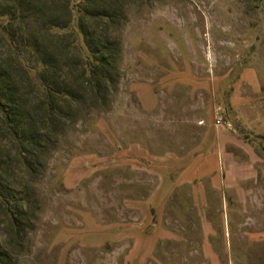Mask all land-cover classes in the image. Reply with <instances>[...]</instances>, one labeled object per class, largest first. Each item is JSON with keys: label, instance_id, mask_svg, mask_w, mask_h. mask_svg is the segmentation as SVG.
Returning <instances> with one entry per match:
<instances>
[{"label": "rangeland", "instance_id": "obj_1", "mask_svg": "<svg viewBox=\"0 0 264 264\" xmlns=\"http://www.w3.org/2000/svg\"><path fill=\"white\" fill-rule=\"evenodd\" d=\"M115 1L121 12L112 37L119 52L99 95L82 90L79 102L63 105L64 117L51 123L43 102L56 96L41 85L23 91L33 103L28 124L34 131L50 126L37 137L42 149L23 155L11 143L4 152L12 161L4 164L11 167L9 183L26 188L34 201L31 228L21 249L9 248V264L202 260L195 252L201 222L187 205L189 189L176 190L165 209L148 203L165 158L193 155L211 125L235 135L230 148L247 169L241 192L253 200L245 218L259 231L235 261L264 264V0ZM77 25L74 11L67 30L81 43ZM238 207L230 203L225 224L234 246ZM214 217L220 227L224 211ZM4 221L0 209V249L7 245Z\"/></svg>", "mask_w": 264, "mask_h": 264}, {"label": "trees", "instance_id": "obj_2", "mask_svg": "<svg viewBox=\"0 0 264 264\" xmlns=\"http://www.w3.org/2000/svg\"><path fill=\"white\" fill-rule=\"evenodd\" d=\"M117 4L115 0H81L77 5L73 0H0V209L8 245L0 249V264L11 263L14 251L9 248H22L31 228L28 205L34 204L26 188L9 183L11 167L4 164L12 161L4 152L11 143L23 155L29 148L42 149L44 142L37 137L48 134L50 126L34 131L28 124L33 103L23 91L42 86L56 96L43 102L51 123L64 117L63 105L79 102L82 90L99 95L109 85L119 52L112 37L121 12ZM74 11L81 43L73 30H67ZM24 160L31 167V157Z\"/></svg>", "mask_w": 264, "mask_h": 264}, {"label": "crops", "instance_id": "obj_3", "mask_svg": "<svg viewBox=\"0 0 264 264\" xmlns=\"http://www.w3.org/2000/svg\"><path fill=\"white\" fill-rule=\"evenodd\" d=\"M232 98V101L236 102L235 95ZM234 141L235 135L229 129L209 126L193 155L183 157L180 161H173L171 156L165 158L163 177L154 197L148 203L165 209L169 200L174 198L176 190L182 187L189 189L187 205L196 209L201 222V231L199 236L196 235L199 240L195 252L202 256V260H197L196 264H238L234 257L241 255L243 244L250 239L255 241L259 237V231L256 229L258 226L252 223L254 221L252 217L245 218L246 206L252 204L253 200L244 196L245 192H241V182L246 178L244 176L247 169L230 148L235 144ZM234 200L240 212L238 220V210L233 211V214L235 213L233 222L237 230L233 233L236 238L235 246L231 242L232 234L229 231L228 236L225 229V224L231 219L230 203H234ZM183 205L185 206V203ZM222 210L224 221H221L219 227L214 214ZM257 248L256 246L252 254L257 253ZM150 249L148 248L149 251ZM240 264L253 263L251 259L249 263L241 261Z\"/></svg>", "mask_w": 264, "mask_h": 264}, {"label": "built area", "instance_id": "obj_4", "mask_svg": "<svg viewBox=\"0 0 264 264\" xmlns=\"http://www.w3.org/2000/svg\"><path fill=\"white\" fill-rule=\"evenodd\" d=\"M216 123L217 125H222L223 124L222 118L217 119Z\"/></svg>", "mask_w": 264, "mask_h": 264}]
</instances>
